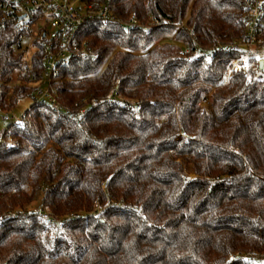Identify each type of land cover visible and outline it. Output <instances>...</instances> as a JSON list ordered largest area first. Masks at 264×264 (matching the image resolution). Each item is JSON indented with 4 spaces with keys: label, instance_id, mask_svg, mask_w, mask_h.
Here are the masks:
<instances>
[{
    "label": "trees",
    "instance_id": "trees-1",
    "mask_svg": "<svg viewBox=\"0 0 264 264\" xmlns=\"http://www.w3.org/2000/svg\"><path fill=\"white\" fill-rule=\"evenodd\" d=\"M84 1L108 3L118 21L81 28L94 57L60 67L64 110L33 100L0 136V214L21 207L0 218V264H257L264 46L207 108L197 103L246 53L217 46L243 32V0ZM20 35L0 28L4 111L36 86L19 74L26 83L3 100L22 64ZM33 62L38 79L40 52ZM113 93L140 109L109 103ZM81 108L83 129L70 114Z\"/></svg>",
    "mask_w": 264,
    "mask_h": 264
},
{
    "label": "built area",
    "instance_id": "built-area-1",
    "mask_svg": "<svg viewBox=\"0 0 264 264\" xmlns=\"http://www.w3.org/2000/svg\"><path fill=\"white\" fill-rule=\"evenodd\" d=\"M242 6L245 10L243 32L231 42L217 45L221 48H243L246 52L240 59L231 61L221 80L223 85L233 71L246 70L250 67L249 59L252 54L255 59H260L259 48L264 46V0H243ZM93 20L106 23L118 21V18L113 14L108 3L94 5L84 0H0V28H14L21 32L15 45L22 60L17 70L27 79L35 80L34 102L48 104L56 112L64 110V105L57 98L54 81L60 67L68 65L73 58L94 57L87 43L80 39L83 25ZM127 23L136 24L134 15ZM38 52L41 53V69L40 77L35 79L33 58ZM185 52L181 51V54ZM255 77L258 80L262 79L258 72ZM208 92L207 90L201 94L198 99L197 103L202 108H207L210 102ZM108 102L127 105L136 111L140 109L137 102L125 103L116 93L109 96ZM77 105L78 103L75 104ZM83 112L81 108L77 112L70 113L80 129H83ZM0 115L5 121L12 120L7 113H4L1 106ZM34 211L43 212V208L39 206ZM44 216L47 217L46 214ZM61 225L59 222V226Z\"/></svg>",
    "mask_w": 264,
    "mask_h": 264
},
{
    "label": "rangeland",
    "instance_id": "rangeland-1",
    "mask_svg": "<svg viewBox=\"0 0 264 264\" xmlns=\"http://www.w3.org/2000/svg\"><path fill=\"white\" fill-rule=\"evenodd\" d=\"M16 53L18 54L17 50H16ZM19 74H21V73L18 70H14L13 73L11 74V77H10V80L8 82V85L6 86V88H7L6 91H8V93L3 98L4 102L7 101V99L9 98V96H10V94L12 92V89L15 86H19L20 84H25L26 83L25 80H22L21 78H19ZM220 86H224V85L221 83L220 85L218 84L217 87L214 86L213 88H208L207 89L209 91L208 93H209L210 98H211L212 95H215V94H218L219 93L218 89H220V88H218V87H220ZM57 98H58V92H57ZM32 101H33V98L32 97H29V96L20 98L17 101L15 107L12 110H10V111L6 110V111H4V113H7L12 119L19 118L32 105V103H33ZM9 122L10 121H4L2 119V115H0V136L3 133V131L6 129L7 125L9 124ZM16 192H17V188H12L9 191V194H15ZM8 206H10V204H8ZM37 207H35V208H37ZM32 209H33V207H32ZM14 211L15 212L21 211V207L14 206V208H11L9 210L6 209L5 211H3V213L0 214V216H2L3 214H6L7 212L10 213V214H12ZM61 226H57L59 228V230H61L60 229ZM61 231H59V233ZM256 263L257 264H264V259H257L256 260Z\"/></svg>",
    "mask_w": 264,
    "mask_h": 264
},
{
    "label": "water",
    "instance_id": "water-1",
    "mask_svg": "<svg viewBox=\"0 0 264 264\" xmlns=\"http://www.w3.org/2000/svg\"><path fill=\"white\" fill-rule=\"evenodd\" d=\"M263 62H264L263 60H260V61H259V67H260V68H262V66H263Z\"/></svg>",
    "mask_w": 264,
    "mask_h": 264
}]
</instances>
